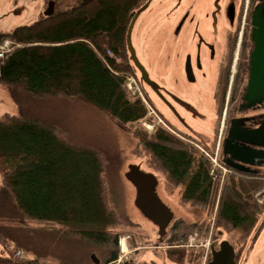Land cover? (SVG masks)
I'll return each mask as SVG.
<instances>
[{
	"label": "trees",
	"instance_id": "1",
	"mask_svg": "<svg viewBox=\"0 0 264 264\" xmlns=\"http://www.w3.org/2000/svg\"><path fill=\"white\" fill-rule=\"evenodd\" d=\"M149 1L87 0L8 34L13 49L0 66V84L18 111L0 116V219L8 221L0 224V264L90 263L88 254L97 250L117 258L122 231L113 228L125 223L109 202L108 179L118 172L121 157L103 131L91 136L94 141L81 135L78 112L85 109L88 121L96 116L104 124L101 120L109 118L126 129L147 117L144 100L127 89L132 75L140 81L127 33ZM75 104L80 106L69 112ZM69 117L75 118L71 126ZM134 134L150 171L160 173L172 190L182 186V202L208 217L201 227L209 226L216 206L217 228L255 224L263 207L256 194L264 188V175L230 173L219 193L220 173L211 174L212 163L193 144L196 138L185 140L163 124ZM15 220L64 226L49 232L11 224ZM71 237L83 240L84 249L70 260L62 240ZM177 240L172 235L167 242ZM136 244L133 237L130 245ZM168 253L178 262L196 263L201 256L200 250L185 248Z\"/></svg>",
	"mask_w": 264,
	"mask_h": 264
},
{
	"label": "flooded vegetation",
	"instance_id": "2",
	"mask_svg": "<svg viewBox=\"0 0 264 264\" xmlns=\"http://www.w3.org/2000/svg\"><path fill=\"white\" fill-rule=\"evenodd\" d=\"M85 1L0 0V14L22 11L25 15H35L32 22L18 25L23 26L66 13L67 7ZM211 3L214 5L199 12L195 10L196 0L187 6L177 0L174 9L178 19L174 24L168 17L170 10L167 8H159L162 16L146 17L137 13L136 29L148 31L157 25L161 27L160 87L149 85L151 93L158 99L159 108L147 91L145 96L160 121L182 138H221L220 158L230 173L260 177L264 175V0H211ZM252 77L256 78L255 85L251 84ZM189 106L194 107V114L200 117L191 120L200 122L194 126L195 135L182 122V115L189 113L186 110ZM229 138L245 140L230 139L227 142ZM258 201L263 209L264 199ZM254 225L250 228L246 225L235 243L221 233L209 232L206 237L210 242L209 260L213 250L219 249L221 241L228 240L235 249L237 263L247 264L250 252L264 230V219L259 226ZM165 235H159V241L165 245H155L153 250L184 249L169 247ZM133 237L138 240L135 234L130 235L128 245ZM248 239L250 243L247 244ZM131 247L128 256L122 257L120 250L115 259L97 251L91 252L88 254L91 262L84 259L80 264H149L146 252L141 255L140 250L150 249V246L136 244ZM174 262L197 264L189 258Z\"/></svg>",
	"mask_w": 264,
	"mask_h": 264
},
{
	"label": "rangeland",
	"instance_id": "3",
	"mask_svg": "<svg viewBox=\"0 0 264 264\" xmlns=\"http://www.w3.org/2000/svg\"><path fill=\"white\" fill-rule=\"evenodd\" d=\"M178 1L180 2L181 0ZM191 1L192 0H182V4L183 6H187V4H190ZM196 1L197 4L195 10L197 9L199 10V12L201 10H204L205 7H211L214 5L213 3H211V0L210 3H208L209 0ZM176 2L177 0H150L141 9L140 14H143L146 17H154L156 16V14L162 16L159 11V8H167L168 10H170V15H168V17L173 20L172 22L174 24L175 21L178 19L175 16L176 12L174 9L176 8ZM10 12H8V15L0 14V47L3 46L6 41H9L12 43L11 45L13 49V41L8 36V34L12 32L14 28L18 27V25L32 22V19H34L35 15H25L22 14V11L18 13L13 11L11 12V14ZM160 28L161 27L159 25H157V28H151L148 31L138 30L135 27L133 28L131 34V42L136 50L139 60L148 70L151 82H144V85H142L138 78L133 75L127 81V84H130L131 87L133 86V89L130 90L128 89L129 86L127 85V89L130 91L132 96L134 95L133 90H135V93H138L139 91V93H142L143 95H145L144 92L147 91L148 94L152 97L153 103L158 108V99L151 93L149 85L152 84L155 85L157 88L160 87ZM10 52L11 51L9 50L7 56ZM143 87L145 88V91ZM73 106L78 108L80 104L70 105L69 112H73L71 110L74 109ZM192 108L195 110V108L192 106L186 107V110L191 115L189 113L183 114L182 122L184 123V125H186L185 127L187 128V130L195 135L196 132L194 133V126L195 124H199L200 122H191V120L192 118L196 120L200 117L194 114L195 111H193ZM17 111L18 108L11 96V93L4 85L0 84V116L6 113L16 114ZM78 114L80 116L79 118L83 119V124H81L79 127V129L81 130V135L83 137L85 136V139H87L88 141H94L96 139L94 137V139H91V136H94V133L97 131H103V133L107 134L108 138H106V140L109 143L114 144L121 157L118 172L115 175L110 176L108 179L110 192L109 202L120 214L121 219L124 221L125 224L120 227L113 228V230L122 231L120 237L122 240H125L126 243L129 240L128 236H133L135 234L138 238V245L150 246V249L140 250L141 255L146 252L145 258L149 262V264H176L174 262L175 260L169 255L167 250L159 249L157 251L152 249V247H155V245L162 244L164 246L165 244L159 241L160 237L158 234V227L135 206L136 188L125 177V173L127 172L128 166L130 164L140 165L142 170L145 172L150 171V167L147 163L145 153L140 149L139 139L134 134L135 129L145 130L148 133H151V127L148 128L150 122L142 119L139 122L129 124L128 128L126 129L123 127H119L114 121L110 120L109 118L101 120L104 123L102 124L97 120L95 114V120L93 119L92 121H88V112L85 109L79 111ZM68 115L72 116L71 113H68ZM69 118L70 119H67V121H69L70 123L67 122V125L71 126V123L73 120H75V118ZM158 120L159 118H156V122H158ZM74 124L80 123L76 122ZM86 132H88L89 135H86ZM184 139L188 140V138ZM196 139H198L199 141L197 140V142L195 141V143L193 144L197 147V149L203 154H205L203 151H210V153L214 155V158L217 153V161L219 164L220 152L219 150H217V147L218 144L221 142V138ZM105 144L107 143L105 142ZM205 156L207 155L205 154ZM215 167L216 172L218 171L220 173V187L218 191L220 193L226 177L230 175V171L223 165H221V167L219 165H216ZM156 176L158 180L157 193L161 200L164 202V204H166L172 210L174 215L173 221L164 239L171 237L172 234L174 236L176 235L178 237V245H180L181 242L185 243V245L188 244L189 242L187 241V238L189 240L194 239L193 242L198 245L195 250H200L203 248L202 246H200V243H204L205 240L208 239H206V237L209 236L210 231H213L214 235H216L217 233H221L224 238L230 239V241L234 243L237 242L238 238H241L240 236L245 231L244 228L240 230L225 231L222 227H216L215 221L217 206L214 208L211 218L209 219V226L201 227L200 225L202 223H205L206 220L208 222V217L203 212L196 211L195 209L191 208L189 205L181 201V192L183 187L179 186L178 188L172 190L160 173H157ZM259 192H262L264 199V188H262ZM259 192H257V194H259ZM262 210L263 211L261 212V214L257 215V221L254 226H259L262 218L264 219V208ZM10 222L11 224L18 226L21 225L30 226L33 228H43L49 232L51 230L62 228L61 226H64L63 224H58L54 222H34L25 220L23 222L17 220ZM2 223H8V221L0 219V224ZM176 225V229H171L174 228V226ZM82 241L83 240L77 237H71L69 239L67 238V242L66 239L62 240V248L63 250H67V257L70 260L73 258H77L79 252H82V250L84 249L82 246ZM48 242H50V240H48L47 243ZM248 243H250V239H248L247 244ZM130 248L133 247L130 246ZM130 248L125 249L123 255L128 256ZM1 252L2 246L0 245V254ZM97 252L98 254H101L99 250H97ZM142 257L143 256H141L140 258ZM200 257V260L196 262L197 264H202L203 262L202 254ZM247 264H264V230L262 231V234L259 237L256 245L250 252V257L247 261Z\"/></svg>",
	"mask_w": 264,
	"mask_h": 264
},
{
	"label": "water",
	"instance_id": "4",
	"mask_svg": "<svg viewBox=\"0 0 264 264\" xmlns=\"http://www.w3.org/2000/svg\"><path fill=\"white\" fill-rule=\"evenodd\" d=\"M139 12H141V10ZM137 15L138 14L136 13L129 25L127 33V44L132 57V61L134 62L135 67L139 71L140 81L142 85H144V82L150 83L151 78L148 70L139 60L136 50L131 42V34L134 28ZM251 84H256L255 77L251 78ZM230 139H236L239 141L245 140V138H229L227 142H229ZM249 142L257 143L255 141L252 142L251 140ZM238 159L241 160L240 157H238ZM125 177L136 188V207L149 220H151L155 225H157L159 233L161 235L165 234L168 226L173 220L174 215L172 210L166 204H164V202L161 200L156 191L158 185L156 175L152 172L143 171L140 165L130 164L128 166L127 172L125 173ZM235 255L236 254L233 245L228 240H222L219 249L213 250L212 259L208 262V264H238L235 259Z\"/></svg>",
	"mask_w": 264,
	"mask_h": 264
},
{
	"label": "built area",
	"instance_id": "5",
	"mask_svg": "<svg viewBox=\"0 0 264 264\" xmlns=\"http://www.w3.org/2000/svg\"><path fill=\"white\" fill-rule=\"evenodd\" d=\"M11 44H12L11 42L6 41V43H5L3 46L0 47V64L3 63L4 60L6 59V57H7V53L9 52V50H10V51L12 50V45H11ZM128 86H129V89H130V90L133 89V88H132L133 86L131 87L130 84H128ZM133 93H134V95L140 94L139 91H138V93H137V92L135 93V90H133ZM206 154H207L208 157L212 160V162H214V163H213L214 166L219 165V164H218V161H217V153H216L215 158H214V155H212V154H210V153H206ZM219 166H220V165H219ZM220 167H221V166H220ZM193 241H194V239L191 240L189 246H194V245L197 246V244H195ZM209 243H210V242H209V238H208L207 240H205L204 243L201 242V243H200V246L206 247V250H208V249H209ZM125 249H126V246H125V244H124V242H123V243H122V251H123V253H124ZM20 254H21V252L18 251V252H17V255H20ZM206 254H207V251H206ZM205 261H206V255H205V258H204V262H203V264H205Z\"/></svg>",
	"mask_w": 264,
	"mask_h": 264
}]
</instances>
